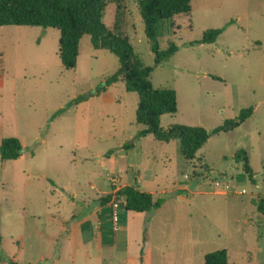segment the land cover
Returning a JSON list of instances; mask_svg holds the SVG:
<instances>
[{
	"label": "rangeland",
	"instance_id": "obj_1",
	"mask_svg": "<svg viewBox=\"0 0 264 264\" xmlns=\"http://www.w3.org/2000/svg\"><path fill=\"white\" fill-rule=\"evenodd\" d=\"M122 2L120 13L115 2L107 7L105 23L114 27L115 19H126L143 62L155 67L154 88L178 94V110L163 116V128L179 123L212 131L242 109L253 106L254 114L234 130L213 134L195 159L185 160L180 140L142 134L139 94L124 80L99 90L121 64L110 51L94 48L89 35L81 40L77 67L68 70L58 29L0 27V146L17 137L25 147L16 162L0 154V264H13V258L15 264H41L40 256L53 251L37 231L46 230L38 204L48 195L68 196L65 187L79 195H95L93 186L112 188L113 197L97 203L111 201L118 225V214L125 219L128 211L117 192L137 181L165 198L163 206L131 211L116 251L103 253L92 239L78 246L76 260L68 253L62 264H205L206 255L220 249L231 262L264 264V214L258 211L264 203V0H192L190 13L161 23L160 48L174 42L179 51L158 66L139 0ZM217 28L224 31L215 43H198ZM80 96L88 98L75 103ZM240 150L252 173L236 159ZM39 212L45 216L36 218ZM104 236L106 243L112 238L111 225ZM127 237L129 250L122 244Z\"/></svg>",
	"mask_w": 264,
	"mask_h": 264
},
{
	"label": "trees",
	"instance_id": "obj_2",
	"mask_svg": "<svg viewBox=\"0 0 264 264\" xmlns=\"http://www.w3.org/2000/svg\"><path fill=\"white\" fill-rule=\"evenodd\" d=\"M112 2L117 4L120 13L124 8L122 0H0V27L14 25L58 29L61 33V61L68 70L77 67L81 40L85 35H89L94 48L110 51L118 57L121 64L119 70L109 77L99 90L103 91L108 86L124 80L128 91L139 94L136 119L138 123L146 126L142 134H152L161 142L180 140L185 160L195 159L213 134L234 130L252 117L253 106L242 109L236 118L225 120L212 131L201 126L179 123L171 124L167 129L163 128V116L175 114L178 110L177 91L171 88H154L151 76L155 67L143 62L130 36L124 31L127 24L123 23H126V19H115L114 27L105 23L104 15ZM139 5L146 26V35L155 55V65H161L178 53L179 46L173 42L167 49H161L159 27L166 19L190 13L192 0H139ZM223 31L224 28L210 29L198 43H215ZM4 71V58L0 56V73ZM99 90L97 89L96 93H99ZM87 98L80 96L74 101L80 103ZM24 151L23 143L17 137L5 138L0 146L1 158L4 161L17 160ZM236 159H243L244 170L252 173L245 150H240L236 154ZM117 195L125 199L123 205L127 211L149 212L161 208L165 203V198L142 191L137 184L122 187ZM112 197L113 195H110L108 199ZM123 205H119L118 208ZM258 211L264 214V203L258 205ZM119 215L120 213L118 221H122L124 218ZM205 264L240 263L231 262L229 252L220 249L208 253Z\"/></svg>",
	"mask_w": 264,
	"mask_h": 264
},
{
	"label": "crops",
	"instance_id": "obj_3",
	"mask_svg": "<svg viewBox=\"0 0 264 264\" xmlns=\"http://www.w3.org/2000/svg\"><path fill=\"white\" fill-rule=\"evenodd\" d=\"M126 30L127 26H125L124 29V31L127 33ZM22 158H24V155H22L17 160L10 161L16 162L21 160ZM124 186L126 185H123V187ZM137 186H139L140 190L146 191L141 189L138 181ZM93 188L97 190L95 195L91 194L90 192H82L83 188H81L80 191L83 194L79 195L78 192L72 193L67 187H65V192H68L67 194L69 197L67 195H60L56 196L55 198H49L48 195L46 202L43 201L38 204L39 209H42V212L47 215V219L45 225L46 230L38 229L37 231L39 234H46L49 245L53 249V251L50 253H43L42 256H40V260H38L39 263L62 264L65 255L68 253L71 254V258L76 260L78 258V246L92 239H95L96 248H99L103 253L110 249L114 251L119 249L121 237V234L119 232L122 230L121 226L126 225L124 228L125 232L128 233V224L130 223L132 212L128 211L125 219H123L122 221L120 220L119 224L117 225L115 218L112 217L111 220L109 218V214L111 213L110 208L112 210L111 201L107 200V203H97V200L99 201L101 197H109L110 195H112V188L109 192L99 191V186H93ZM53 196L55 195L53 194ZM86 200L88 201L86 202ZM68 202H70V208H67ZM123 203H125V200L123 201ZM42 212H39L34 216L36 218H41L42 215L45 216L44 214H42ZM112 214H115L114 208L112 210ZM25 215H27V213H25ZM110 225L112 227L113 236L111 239L109 238L106 243L104 239V231H109ZM122 244H125L127 250H129V248L131 247L130 238L128 239L127 237V239L123 241ZM88 247L91 248L90 245H88ZM88 256L91 257L90 252H88ZM142 256L145 257L143 252L140 256V259L142 258ZM12 262L13 264H15L18 261L16 260V258H13Z\"/></svg>",
	"mask_w": 264,
	"mask_h": 264
},
{
	"label": "built area",
	"instance_id": "obj_4",
	"mask_svg": "<svg viewBox=\"0 0 264 264\" xmlns=\"http://www.w3.org/2000/svg\"><path fill=\"white\" fill-rule=\"evenodd\" d=\"M244 192H246V190H244ZM114 206L116 207V208H118L119 207V203L118 202H115L114 203ZM114 216H115V219L117 218V214H114Z\"/></svg>",
	"mask_w": 264,
	"mask_h": 264
}]
</instances>
